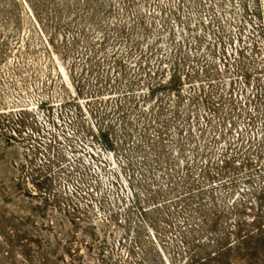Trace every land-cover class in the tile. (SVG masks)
<instances>
[{
  "label": "rangeland",
  "instance_id": "rangeland-1",
  "mask_svg": "<svg viewBox=\"0 0 264 264\" xmlns=\"http://www.w3.org/2000/svg\"><path fill=\"white\" fill-rule=\"evenodd\" d=\"M0 264H264V0H0Z\"/></svg>",
  "mask_w": 264,
  "mask_h": 264
}]
</instances>
